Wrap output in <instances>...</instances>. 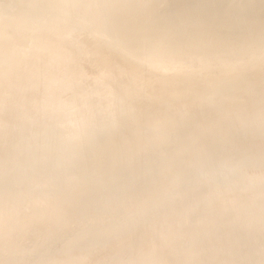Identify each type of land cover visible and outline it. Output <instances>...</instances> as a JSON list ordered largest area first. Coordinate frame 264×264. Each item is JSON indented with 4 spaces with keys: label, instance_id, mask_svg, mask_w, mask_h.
I'll list each match as a JSON object with an SVG mask.
<instances>
[{
    "label": "bare ground",
    "instance_id": "bare-ground-1",
    "mask_svg": "<svg viewBox=\"0 0 264 264\" xmlns=\"http://www.w3.org/2000/svg\"><path fill=\"white\" fill-rule=\"evenodd\" d=\"M138 6L147 9L145 18L136 14ZM0 62H7L3 66L5 74L0 77V108L9 106L15 94L12 81L25 88L34 87L30 91L33 100H39L43 90L51 86L54 96L50 99L60 101L64 95L58 96L59 83L66 77H72L70 80L77 82L79 89L96 82L105 67L124 68L139 76L140 82L151 84L142 93L151 102L146 121L149 128L161 122L158 102L170 100L167 83L179 82L187 72L200 70L201 81L220 78L227 84L223 102L212 98L185 104L177 99L185 104L188 118L184 124L168 127L167 133L178 141L169 145L164 155L146 154L130 163L121 161L120 168L127 169L129 164L134 167L113 175L107 168L106 174L96 178V186L116 180L129 183L115 190L113 194L121 193L117 201H110L111 195L107 194L106 202L98 207L88 193L79 197L71 188L58 204L50 202L53 197L44 198L35 215L31 212L25 216L21 214L25 203L14 199L29 200L6 198L16 181L12 174L1 178L0 184H7L8 191L0 200V209L12 218L0 213L5 230L0 231V264H214L216 256L212 255L218 239L238 234L262 219L258 211L264 208V0H0ZM84 62L89 64L87 69H83ZM25 69L32 73L26 75ZM94 72L95 78L91 75ZM158 75L162 85L153 80ZM243 75L247 80L241 79ZM128 78L131 76L114 73L105 80V91L120 89L114 101L118 108H129L135 100L131 92L140 83L123 87ZM233 90L246 95L247 102H233ZM81 104L87 113L78 121L79 133L106 124L105 115L98 114L107 111V99L87 95ZM243 115H250L246 125L240 124ZM209 116H219L223 122L207 128L211 125ZM26 119L23 117L21 123L25 124ZM8 120L0 114V123ZM11 125L7 142L17 145L13 138L23 128ZM109 127L113 130L110 136L103 131L97 134L104 146L125 140L128 124ZM42 131L34 130V137ZM188 139L191 142L186 143ZM80 140V144L74 142L75 146L62 142L54 155L44 154L42 165L50 167L47 165L61 162L74 169L88 161V146L93 140ZM36 144L33 140L32 148ZM134 145L130 141L124 147L133 150ZM257 146L260 151L255 156L253 148ZM144 149L151 150L152 144L145 143ZM69 152L74 155L66 157ZM36 154L33 150L28 158L34 160ZM0 167L3 174H8L7 166ZM256 169L258 174L251 175ZM50 175L48 191L56 195L60 186L58 171ZM245 182L247 191L257 194L248 198L240 194L232 203L234 190ZM201 186L207 190H200ZM220 193L225 194L223 200H218ZM92 216L97 218L94 223L89 222ZM183 235L188 236V242L203 236L206 241L195 255L175 248L166 263L157 259L165 250L161 242ZM254 235L262 239L264 230ZM148 239L152 241L150 246L145 245ZM9 241L14 242V248L4 249ZM237 247L225 251L229 255L227 261L222 256L225 264L240 263L239 259L232 261ZM244 247L253 264H264V248L253 249L248 243ZM125 250L130 258L123 262ZM42 254L45 258L40 260ZM208 254L211 258L203 261Z\"/></svg>",
    "mask_w": 264,
    "mask_h": 264
},
{
    "label": "rangeland",
    "instance_id": "rangeland-1",
    "mask_svg": "<svg viewBox=\"0 0 264 264\" xmlns=\"http://www.w3.org/2000/svg\"><path fill=\"white\" fill-rule=\"evenodd\" d=\"M139 7L141 6H138L136 14H138V16H140L141 18H145L146 14L148 13L147 9H143ZM165 17L166 16H163V18ZM5 63L7 64V62H4V64L3 62H0V67L5 66L6 65ZM98 63H101V62H98ZM82 64H84L82 65L84 67L83 69L85 68L87 69L89 64L85 62ZM47 67L49 68L50 64L47 65ZM83 71H84L83 73H85L86 70H83ZM4 72L5 70L3 67V69H0V77L5 74ZM23 72L24 73L26 72V75H30L32 73L29 69H25ZM96 72L91 74L93 75V78H95L97 74ZM102 72H103L101 74L102 76L96 79L97 81L93 79L96 82H91L87 84L86 86H82L79 89L77 87L78 83L77 82L75 83L72 79L70 80V78L72 77H66L67 79L62 80L59 83V85L61 86V89H59L58 96H61V94L64 95L62 100L60 101L50 99L51 97L54 96V90L51 86H48L43 90L44 94L42 97H40L39 100L37 97H36V100H33L32 96L30 95H32L31 93L33 92L32 90H34V87L25 88L23 87L24 85H22L18 81L17 83L16 81H12L14 83L11 82V84L15 86L13 88L14 89L16 88L14 90L15 94L14 96H12L11 102H9L10 103L9 106L0 108V114L5 115L6 119L8 118L10 120V122L8 120V121L0 123V132L2 133L5 132L6 134V135L3 134V136H6V137L1 138L0 140V155H2L0 156V166H7L9 169V171L7 172L8 174H3L2 172L3 169L0 167V180L4 176H8L12 174L13 175L12 178L15 179L16 183L14 187L10 189L9 194H6V198L8 195L11 198L26 197L29 200L27 202H23L20 199H16V198L14 199V200H17L19 204L20 202H22V204L25 203V211H23L21 214H24L26 216L29 213L33 212L32 215H35L37 213V209H40L39 204L44 198L53 197L50 200V202L53 205L58 204V202L64 199L65 193L71 188L77 191L76 196H79V197L88 193L90 195L89 197L90 200H92V202L98 207L102 206L106 202L107 197L110 195H111L109 199L110 201L112 202L117 201L120 198L121 193L119 192H117L116 194H113V193L118 188L122 189V188H125L126 186L128 187L129 183L128 184L125 183L126 185H124L123 182L121 183V181L116 180L104 186H96L94 181L96 180L97 177H100L102 174H104L107 168L110 169L109 171L111 175H113L123 170L129 171L130 169L134 167V165L131 166L129 164L130 167L129 166L127 167L128 170L124 169L123 167L120 168L122 166L121 161L130 163L136 158L144 157L143 155H146V154H153L158 157H161L162 155H164L165 149L169 145L172 146L173 144H176L175 141L176 142L178 141V140H175L178 138L170 137V134L167 133L168 127L174 124H180V123L184 124V122L188 118L185 104L209 101L212 98H215L223 102L227 98V95L224 92L227 84L223 83V81L220 78H218L217 81H212L213 79L212 80L208 79V80H204L203 82L201 81L203 73H201L200 70H191L185 74V78L183 80H180L179 82H174V83L169 82L166 84V87L169 89V91H171L170 100H167V101L163 100V101L158 102V106L160 108L159 117L161 118L160 120L161 122L159 123V125H157L156 128L155 127L149 128L146 126V121L148 117V109L150 107L149 105L151 104V102L148 100V97L146 98V96L142 93H145V91L148 89L149 85L151 86V84H149V82L148 83L140 82L139 76H135V74L130 73L128 70L124 68L119 70L114 67H109V68L105 67ZM114 73L121 74L123 76L125 75L131 76V78L126 79L123 87H125V85L127 84H129V86H132L131 82H133V84H136L138 82L140 83L137 86H134V89L132 90L133 92H131L130 97H134L135 100L129 106V108H125V109L118 108L115 105L114 101L117 99V95L120 91L119 88L111 87L109 89H106L105 91V87H104L105 80L107 78L109 79L111 76H114ZM208 73L210 74L211 72H208ZM21 76H23V74ZM173 76L174 75L172 74L170 75V77H173ZM159 77L160 76L158 75L155 78H153V80L159 85H162L161 79ZM241 79L247 80L245 75H243ZM68 80L69 82H67ZM19 83L21 84V88L18 90V92H16L18 89V86H20ZM162 83L164 82L162 81ZM62 86L64 87L62 88ZM23 88H24V91H23ZM262 89H264V82L262 85ZM28 91L29 93H27ZM233 91L234 92L232 93L233 95L231 97L233 102L239 103V104H244L247 102L248 99L246 98V95H244L241 92H237L235 90ZM0 92H1L0 95L2 96L3 91L0 90ZM23 94H25L26 96L25 95L23 96ZM87 95H89L90 98L101 95L105 99H107V106H108L107 111L105 110V112L101 115L98 114L99 116L105 115V118L107 120H106L105 125L98 126L97 128L94 127L93 129L89 131V133L86 132L85 134H83V133H79L80 131H79L78 121L83 119L87 113L86 109L81 104L82 100L85 99V97L87 98ZM177 99L182 100V102L185 104L181 105L182 103L181 104L178 103ZM127 102H131V101H127ZM75 103L77 104L75 105ZM23 117L27 118L25 120L26 121L25 124L21 123ZM249 118H250V115H243L241 117L242 121L240 124L246 125V121H248ZM221 119L222 118L219 116H209L211 125L208 124L207 128L208 126L215 127L216 125L221 124L223 122ZM12 123L14 125L15 124L22 125V128H23L22 133L14 136L13 138V141L17 143V145L15 144L11 145V144H8L7 142V137L10 134L9 131L11 130ZM120 123H126L129 125L128 131L124 133L125 140L114 144V146H111L108 144L104 146L105 143L102 144V142H100L97 139L98 138L97 134L103 131V134L105 136L108 134H109L108 136H110L113 130H110L112 127H109V126L111 124L116 125ZM40 128L43 130L42 131L43 133L40 134L39 136L34 137V133H33L34 130H37ZM192 129L196 130V128H192ZM57 130H59L60 132L59 131L56 132ZM61 130L64 132L62 133ZM2 133H0V137H3L1 135ZM89 137L91 140H93V144L91 147L88 146V149L90 151L89 152L90 158L88 161H84L83 163L76 165L74 169H72L73 167H71L70 165L64 164L61 162H58V163L54 162L53 165L52 163L47 165L50 167H44L42 165L45 162L44 154H46V157L49 155H54L59 145L62 142H66L67 145L73 144V146H75L74 142L75 143L77 142L80 144L81 143L80 139H85ZM33 140L37 142L36 148L35 147L32 148L33 146H31V142ZM130 141H134L135 143L133 150L128 149L127 147H124L126 146V143L128 144ZM148 142L152 144V149L146 151L144 149V145L145 143H148ZM188 142H191V141L188 139L186 143ZM2 149H5L6 151H3ZM33 150L35 153H38L36 154V156H34V160H32L33 158L32 159L28 158L29 154ZM259 151H260V148L258 146L253 148V154L255 156H257ZM41 153L43 154L41 155ZM66 155L67 153L64 154V157ZM73 155L74 154L69 152L66 157H72ZM217 160L220 162L223 161L222 158H218ZM31 170H34V172H30ZM57 171H58L57 181L59 182L60 186H58L57 188L58 192L55 195L51 193L50 191H48V184L51 182V179H52V176L51 175L49 176V174L52 172H57ZM258 172H259L258 169H256L251 175H254L256 173L258 174ZM248 179L253 180V178H248ZM261 183L264 186V178L261 179ZM247 188H248V184L246 182L241 183L239 188L234 190V193L231 196L232 198L231 202L235 203L238 200L240 194H244L246 195V197L250 194L252 195L257 194L253 192L249 193L247 191ZM17 189H18V192H17ZM200 190L206 191L207 187L201 186ZM7 191H8V185L2 182L0 184V200L4 198L3 195H5ZM224 196L225 194L220 193L218 196V200H223ZM35 199L36 201H34ZM203 206L204 204L201 203L200 207H203ZM0 213L3 216L8 215L3 210H1ZM63 213L64 211L61 213H58L57 215L59 216ZM237 213L238 211L233 214L238 215ZM258 213L262 215V219L257 224H252V226L250 227L241 229V231H238V234L232 233L233 235V236L231 235L232 237L230 236V237H224V239H218L217 244L215 245V248L213 251L214 254L213 255L208 254L206 257H203V261H207L211 258V255L212 256L215 255L216 263L214 264H218V262L220 261L219 259H221L220 257L224 256L225 258L226 256L225 251L230 249L231 246H235V247L238 246L236 248L237 251L234 254L236 255V257L234 255L233 257L232 255H230V258L232 257V261L236 262L239 259L240 263L236 262L237 264H241L242 261L244 262V264L245 263L253 264V261L251 260V258L248 255H246L247 253H245L244 251L246 247L244 246H245V243H248L250 248L252 247L253 249L254 248H264V238L255 239L256 236L254 235L255 231L264 230V217H263L264 208H261L258 211ZM8 216H11L12 218V214ZM8 216L7 218H9ZM96 219H97L96 216H92L89 218V222L94 223ZM240 219H242V217L238 218V221H240ZM2 225L3 224L0 223V231L4 232L5 230L2 229ZM227 229H224V231H226L227 234H229L230 231L229 230L227 231ZM219 230H216V231L219 232ZM222 231H220V234L222 235L226 234V233H223ZM251 233H253V235ZM248 235H250V237ZM204 239L205 237L203 236L201 237L200 240H196L194 242H188L189 240L188 236L183 235L178 238H170V239L164 240L163 242H161V246L165 247V250L164 251L158 250L162 252V254L157 259H160L161 262L166 263L169 257L171 256L173 249L175 248H179V249L182 248L189 255H195L199 249L201 250L202 245H203L202 243L206 241V240L204 241ZM27 240H29V238H27ZM151 244H152L151 239L146 240V243H145L146 246H150ZM3 248L4 249L14 248V242L9 241L5 243ZM122 255L123 256L121 257V261L123 262L127 261L128 258H130V253L127 252L126 250L123 252ZM238 256L240 258H238ZM38 257H40V260L45 258L43 254L39 255ZM244 257L247 258L248 260L245 259L244 261L243 260ZM224 258L222 257V261L219 264L221 263L223 264V262L225 264L226 261L229 260V255L226 256V259H225L226 261H224Z\"/></svg>",
    "mask_w": 264,
    "mask_h": 264
}]
</instances>
